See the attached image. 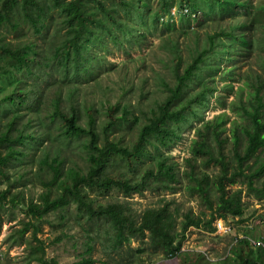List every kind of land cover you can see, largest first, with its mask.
<instances>
[{
	"label": "trees",
	"instance_id": "obj_1",
	"mask_svg": "<svg viewBox=\"0 0 264 264\" xmlns=\"http://www.w3.org/2000/svg\"><path fill=\"white\" fill-rule=\"evenodd\" d=\"M158 1V8L151 14L153 18L160 17L163 10H170L171 0ZM138 2V6L142 7L146 0ZM131 5V0H0V25L6 24L17 29L22 22H27L32 32L39 34L47 20L52 15L53 19L57 15L53 21L59 22L63 29L58 41L51 38L43 52L29 39H0V73L13 72L19 75L18 87L2 99L3 106H8L11 113L6 116L5 122H0V175L4 174L3 165L16 158L21 159L30 149L38 148L39 171H47L49 176L45 179L39 173L37 176L48 188L42 192L38 201L30 199L27 202L26 207L30 213L41 216L50 209L73 201L76 208L86 214L89 231H96L102 219L112 217L118 224L116 244L120 245L130 237L147 236L152 249L163 250L165 256L170 258L181 251L184 232L189 226H202L214 231V219L225 220L228 215L241 216L245 207L241 187L230 188L239 179L246 186L247 194L264 198V183L258 184V178L264 173V77L261 73L246 74L244 83L249 89L244 99L240 96L243 95L240 91L237 102H231L244 121H234L228 127L229 133H226L229 118L225 114H217L196 127V137L190 144L191 155L185 159L188 165L185 175L189 179L188 190L201 196L209 208L208 215L206 212L194 214L189 211L178 221V211L171 208L168 200H164L159 206L144 209L136 218L122 203H97L95 198L89 196L87 189L102 191L115 188L128 195L145 187L149 177L160 179L159 182L165 189L174 188L172 185L177 180L175 164L168 160L167 155H157L155 170L152 167L145 168L138 179L121 170L112 171L116 158L126 162L132 170L137 162L149 155L147 143L159 142L162 146L169 147L172 140L179 136L178 128L182 123L190 118L200 117V111L208 105L215 86L207 83L204 78L199 79V71L209 67L211 59L213 64L218 60L231 63L238 54H248L254 50L258 42L264 44V1H177L175 7L179 10V17L201 19L210 10L222 15L226 11H236L237 8H241L244 14L239 20L233 18L224 25L213 26L211 30L204 26L206 30L203 35L198 28H194L195 37L190 46L192 50L189 58L184 59L178 51L175 52L172 64L174 82L169 84L163 76H159L167 94L156 107L151 108L132 143L109 137L112 127L128 121H140L139 116L131 115L132 106L126 102L109 105L105 109L106 119L99 122L100 109L78 98L77 87L73 85L75 82L67 87L65 96L61 93L60 86V93L51 101L49 118H58L61 134L45 130L43 122L42 128L34 131L30 118L22 121L19 107L33 108L37 101L34 100L35 96L40 97L39 92L28 93L21 86L24 74L31 73L32 63L49 66L57 62L63 71L76 72L82 66L84 52L93 39L104 33L114 37L115 28L131 26L118 16L121 9L127 10ZM203 25L204 22L199 26ZM127 29L133 32L136 27ZM252 31L258 32L260 37L251 34ZM172 46L176 48L173 43ZM262 62L264 65V56ZM233 67L234 63H231L223 73L232 71ZM194 86L198 88L190 91L189 88ZM40 101L39 98L38 102ZM118 110L121 111L120 114H116ZM56 135H65V143L54 142L52 138ZM229 135L231 156L226 153ZM46 140L51 143H44ZM73 141H77L84 151L87 165L85 169L71 160V155L65 150ZM197 157H201L204 165L210 162L216 164L217 172L209 176L198 170ZM253 157L255 160L250 163L249 160ZM52 187L57 188L54 194L51 192ZM0 195L6 198L7 193L1 190ZM11 198L23 201L24 195L19 191ZM89 231L86 232L88 252L92 249L91 243L94 240ZM252 235L246 228L242 236L236 237L235 244L228 250L233 256V264H264V239ZM253 238L262 243L254 244L251 241ZM187 256L185 254L184 257ZM204 259V256L198 255L186 264H205L207 259ZM230 263L229 260L222 259L215 262Z\"/></svg>",
	"mask_w": 264,
	"mask_h": 264
},
{
	"label": "rangeland",
	"instance_id": "obj_2",
	"mask_svg": "<svg viewBox=\"0 0 264 264\" xmlns=\"http://www.w3.org/2000/svg\"><path fill=\"white\" fill-rule=\"evenodd\" d=\"M131 1L132 5L127 10L121 9L118 16L131 24L130 28L135 26L136 30L131 32L127 29L129 27L115 28L114 37L104 33L103 36L93 39L84 52L82 66L76 72L63 71L57 62L49 66L32 63L31 73L24 74L21 86L28 93L39 92L40 97L35 96L34 100L37 101L33 108L21 106L18 112L23 117L22 121L30 118L34 131L36 128H42L43 122L45 130L52 134H61L58 118H49L51 101L60 93V86L61 93L65 96L67 87L75 82L73 85L77 87L78 98L100 109L99 122L106 119L105 109L109 105L126 102L132 106L131 115L139 116L140 121H128L112 127L109 131L110 138H120L125 143H132L151 108L156 107L167 94L165 85L158 79L159 76H163L169 84L174 82L172 64L175 52L178 51L184 59L189 58L192 50L190 46L195 37L194 28H198L203 35L206 28L211 30L213 26L224 25L233 18L239 20L244 14L241 8H237L236 11H226L222 15L210 10L200 17L201 19L179 17V10L175 7L178 0H171L170 10H163L160 17L153 18L151 14L160 4L158 0H146L142 7L138 6V0ZM250 1L254 3L260 0ZM202 5L206 9L203 2ZM56 18L57 15L54 19ZM54 19L52 15L39 34H34L27 22H22L17 29L1 24L0 39H29L43 52L51 38L58 41L63 33L59 22L54 23ZM262 21L264 22V19ZM203 22L204 25L199 26ZM251 34L260 37L258 32L252 31ZM172 43L176 46L175 49ZM262 56L264 44L258 42L255 49L248 54H238L234 62H231L232 65L234 63L232 71L226 74L223 71L230 66V61L218 60L213 64L211 59L208 62L209 67L201 69L198 73L199 79L204 78L207 83L215 86L209 96L208 105L200 111V117H193L182 123L178 128L179 136L172 140L169 147L162 146L159 142L147 143L149 155L137 162L132 170L126 162L116 158L112 171L121 170L138 179L145 168L152 167L155 170L157 155H167L176 169L177 180L172 185L173 189H165L160 184V179L149 177L145 187L128 195L115 188L102 191L93 188L87 189L89 196L95 198L97 203H122L136 218L144 209L159 206L164 200H168L171 208L178 211V221L189 211L194 214L206 212L208 215L209 208L201 196L197 192L191 193L187 188L189 179L185 175V170H188L185 159L191 155L190 144L196 137V127L217 114H225L229 118L226 133H229L228 127L234 121L245 120L231 102H237L240 96L244 99L249 89L244 83L246 74L261 73L264 77ZM18 77L19 75L13 72L0 73L1 123L5 122L6 116L11 113L8 106H3L2 99L18 87ZM196 88L198 87H190L189 90ZM240 91L243 95L239 94ZM120 113V110L116 111V114ZM52 139L54 142L66 141L65 135H56ZM46 142L51 143L50 140L44 143ZM230 146L229 135L226 145L228 156L232 154ZM65 150L71 155V160L83 169L86 168L84 151L77 141L71 142ZM38 155V148H33L21 159L16 158L3 165L0 191L5 190L7 196L3 198L0 195V264H186L198 255L207 259L205 264H215L221 259L229 260L230 264H233V256L228 250L235 244L236 237L242 236L244 229L250 230L252 236H261L264 239V198L247 194L241 179L230 186L241 187V198L245 205L241 216L228 215L225 220L214 219V231L202 226H189L184 232L181 251L170 258L165 256L163 250L152 249L147 236L130 237L128 241L116 244L118 224L112 217L102 219L96 231H89L86 214L79 211L73 201L50 209L41 216L33 215L26 207L27 202L30 199L38 201L42 192L48 188L37 176L38 173L44 179L49 176V172L39 171ZM253 160L254 157L249 162L252 163ZM196 168L212 176L217 172L218 166L212 162L204 165L201 157H197ZM262 183L264 173L258 178V184ZM56 190V187H52V194ZM19 191L24 195L23 201L13 200L11 197ZM214 194L212 190V195ZM87 231L94 236L89 252L86 251ZM185 254L188 256L184 257Z\"/></svg>",
	"mask_w": 264,
	"mask_h": 264
},
{
	"label": "built area",
	"instance_id": "obj_3",
	"mask_svg": "<svg viewBox=\"0 0 264 264\" xmlns=\"http://www.w3.org/2000/svg\"><path fill=\"white\" fill-rule=\"evenodd\" d=\"M220 225V224H219ZM251 241L255 244V243H262L261 240L259 239H251Z\"/></svg>",
	"mask_w": 264,
	"mask_h": 264
}]
</instances>
